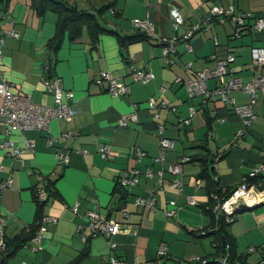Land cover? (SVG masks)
Listing matches in <instances>:
<instances>
[{
    "label": "crops",
    "instance_id": "0c3cea01",
    "mask_svg": "<svg viewBox=\"0 0 264 264\" xmlns=\"http://www.w3.org/2000/svg\"><path fill=\"white\" fill-rule=\"evenodd\" d=\"M62 1L92 13L110 2ZM114 4L119 16L105 13L106 28L123 36L132 35L139 32L132 21L147 19L153 24L155 36L121 50L117 37L110 34L101 35L93 46L85 30L76 41L65 36L53 53L48 43L56 33L58 16L53 12L39 15L30 0H0V32L14 30L19 34L18 39L6 38L0 45V75L5 76L13 92L29 94L35 103L47 106L54 105V97L45 91L42 81L59 80L64 90L73 92L72 102L77 110L72 120L49 124V136L55 139L53 147L47 145L44 131L13 132L9 138L16 146L25 147L26 141L34 144L33 149H25L22 163L0 149V184L12 180L11 186L0 194L4 240L12 239L33 223L34 195L47 185L53 186L55 194L48 196L46 192L42 219H57L46 225L42 250L35 251L29 242L5 264H69L85 249L88 254L78 264H107L111 256L123 258L127 264H157L161 246L165 248L161 264L212 261L217 257L218 236L211 229L206 210L207 181L200 178L201 173L213 169L209 174L224 192L236 188L253 168L264 166V88L255 95V120L238 138L244 126L229 107L217 97L205 102L198 96L190 97L185 86L198 71L214 69L216 60L224 58L229 47L236 51V76L244 83L250 81L254 72L250 51L264 47V30L256 31L254 20H249L245 33L234 38L235 25L230 19L224 23L213 19L209 30L201 28L188 42L190 52L180 41L175 52L164 55L159 41L185 30L174 29L170 16L173 8L187 25H192L201 21L212 6H232L239 13L250 12L264 18V0H116ZM131 67L150 71L154 78L146 83L134 82ZM102 71L110 72L129 87V93L112 96L105 83H93ZM259 72L264 76V67ZM207 84L210 89L217 85L215 81ZM228 97L236 105H245L250 99L241 90L231 91ZM150 98L155 101L153 110L147 104ZM192 108L196 112L189 126L178 127ZM130 114L136 115L137 121L127 127L119 126L121 117ZM159 126L164 128L163 136L174 141L173 149L166 152L161 162L156 161ZM5 129L0 121V143L4 141ZM66 134L69 137L65 138ZM103 144L111 147L108 159L97 152ZM138 148L145 152L140 160L134 155ZM64 152L70 153L66 167L57 160L58 154ZM182 156L190 161L183 165L180 175L174 176L168 169ZM133 169L142 173L137 184L127 190L118 186L116 191L119 177ZM147 169L154 173L152 178L144 175ZM160 171L161 182L157 176ZM260 176L264 177V171ZM175 179L181 182L179 190L168 187ZM189 198H193L194 205L188 203ZM137 199L145 202L137 204ZM147 201H152L153 206ZM173 209L175 213L168 216ZM90 211L121 223L128 231L110 240L91 236L85 225V215ZM81 226L84 229L78 230ZM228 233L245 264H257L264 244V202L237 211ZM109 241L117 248L112 250ZM251 248L255 252L249 253Z\"/></svg>",
    "mask_w": 264,
    "mask_h": 264
},
{
    "label": "built area",
    "instance_id": "2783aa9c",
    "mask_svg": "<svg viewBox=\"0 0 264 264\" xmlns=\"http://www.w3.org/2000/svg\"><path fill=\"white\" fill-rule=\"evenodd\" d=\"M114 2L116 0H109ZM113 13L112 10L110 12ZM170 16L173 19L174 29L179 30L185 27V30L180 33V35H174L171 38L159 39L160 43L163 45L164 55L175 52L177 44L180 41L185 42V48L187 52L192 50L189 45V41L193 38L196 32L201 28L207 30L211 27V21L217 19L218 22L224 23L227 19H230L235 25V32L233 34L234 38H239L245 33L247 26V21L254 20L253 28L256 31L264 30V18L256 17L250 12H237L234 7H229L228 9H223L218 6H212L209 11L203 16L202 20L196 24L187 25L181 14L176 8H173L170 12ZM133 25L139 29L141 32L145 33L149 37H154L153 24L145 19H134L132 21ZM6 38L18 39L19 34L14 30H3L0 32V45ZM252 63H253V77L250 81L244 83L242 80L236 76L235 70L233 68L236 62V51L233 47H229L224 58L216 60L215 68L208 69L204 68L198 71L194 78L188 79L185 86L190 97L198 96L206 100L217 97L223 104L230 108V110L238 116L244 126L243 130H240L237 137L240 138L244 136L245 132L251 126L252 122L256 118L254 106L256 104V92L260 88H264V76L259 72L261 68L264 67V47L262 48H252L250 51ZM2 60V50L0 48V61ZM130 74L134 82L146 83L154 78L152 72L136 70L133 67L130 68ZM180 79H177L179 81ZM209 81H215L216 86L214 88L208 87ZM44 89L46 92H50L54 97V105L47 106L35 103L31 96L26 93H15L11 90V85L6 80L5 76L0 75V121L5 125L6 129L4 132V141L0 143V149L6 150L7 154L15 160L23 162L22 157L25 153V149H33L34 144L26 141L25 147H18L15 145L9 137L15 131H27L35 130L38 132L44 131L48 135L47 145L53 147L55 139L49 136V124L54 120H72L76 114L77 110L73 105L74 94L72 91L64 90L59 83V80L48 81L43 79L42 81ZM93 83L96 85L106 84L107 92L112 96L125 95L129 93V87L122 83L119 79L114 77L110 72H100L93 79ZM234 90H241L248 94L250 99L245 105H236L235 101L228 97V94ZM149 109L153 110L156 108L154 99L150 98L148 101ZM166 102H161L162 106H167ZM196 108L190 110L189 117L186 119H181L178 127H186L190 124V118L195 114ZM136 115H124L118 121V125L121 127H127L129 123L136 122ZM163 126L158 127V132L160 135L159 141V156L156 158L157 162H161L167 151L172 150L174 147V141L163 136ZM70 134L64 135V137H69ZM99 155L103 159H108L111 157V147L109 145L103 144L98 148ZM134 155L136 159L140 160L145 156V152L141 149H135ZM85 154V153H84ZM57 160L59 165L68 166L70 162V153L64 152L58 154ZM190 161L189 157L182 156L179 161L169 167V172L174 176H178L182 173V167L184 164ZM264 171L263 165H258L253 168L248 174V178L243 179V181L233 190L231 196L226 200L219 202L215 195L213 199L216 200V205L214 206V212L223 214L226 217L227 222L232 221V216L236 211L240 209L242 204L244 208L253 207L257 204L264 202V190L260 191L261 183L251 184L249 180L259 177ZM142 173L138 169H133L126 172L124 175L119 177L117 184L122 189H129L135 186L138 182V178ZM144 175L148 178H152L154 173L151 169H147ZM159 182L162 181V171L157 174ZM12 184V180L8 179L4 184H0V194L9 188ZM168 187L173 190H179L181 188V182L179 180H174ZM40 200L46 199V191L40 189L37 192ZM252 199L251 202L249 200ZM145 201L137 199L136 203L141 204ZM150 206H153L152 201H147ZM190 205H194L195 201L193 198L188 199ZM174 204V203H171ZM122 214L127 215L126 210L122 209ZM175 213L174 209L170 210L167 215L172 216ZM86 228L90 230L91 236L97 237L102 236L110 240V238L119 233H125L128 230L124 226L116 221L103 219L98 213L90 211L86 213ZM57 219L53 217H44L41 221L39 230L37 231L34 238L30 241V247L35 251L42 250L43 234L46 231V225L50 223H56ZM5 219L0 215V248L3 250L5 248L4 235ZM84 229L81 226L78 230ZM109 247L114 250L117 245L112 242H108ZM262 258L257 264H264V244L261 246ZM255 252L254 248L249 250V253ZM165 255V248L161 246L157 253V264H161L162 258ZM227 255L222 256L217 259L220 264H226ZM207 260H202L201 264H207ZM107 264H127V261L123 258L116 256H111L107 260Z\"/></svg>",
    "mask_w": 264,
    "mask_h": 264
},
{
    "label": "trees",
    "instance_id": "16d2710c",
    "mask_svg": "<svg viewBox=\"0 0 264 264\" xmlns=\"http://www.w3.org/2000/svg\"><path fill=\"white\" fill-rule=\"evenodd\" d=\"M31 6L35 8L39 15H44L47 12H53L58 16L56 24V33L54 37L48 43V49L55 53L61 46L65 36L68 37L70 41H76L81 38L85 30L87 31L91 44L96 46L101 35L110 34L117 37L121 50L125 49L127 45L139 41H149V36L141 32L139 29L136 34L132 35H120L118 32L112 29L105 27V19L103 16L107 12H111L115 17H118L119 14L115 11L114 2H109V4L104 5L96 13L78 10L74 5L69 4L67 1L62 0H30ZM127 60V57H125ZM213 169H206L200 175V178H203L207 181V189L209 194V203L207 206V213L210 215L211 219V229L218 236V251L216 256L212 261L207 260V264H220L217 262V259L227 255L226 264H245L243 257L237 254L233 242L230 240V234L228 233V228L231 225V222L226 221V217L223 214L214 212V206L216 205V200L213 199V195L216 196L219 202H222L231 196L235 188L227 189L222 192L219 188L217 181H215L212 176L209 174ZM209 174L208 176L205 174ZM207 176V177H206ZM251 184L261 183L259 190H264V177H256L249 180ZM116 184L115 190L118 191ZM53 186H45V191L48 193V196L52 193ZM121 189V188H120ZM124 192V190L122 191ZM122 195L124 194L121 193ZM34 202L36 205L35 219L32 224L29 225L27 230H24L14 236L10 240L5 241V248L0 253V260L2 258L7 259L14 257L20 250H22L35 236L37 230L40 227V222L42 220V206L46 203L44 200H40L38 194L34 195ZM233 217V216H232ZM223 242L227 245L226 248H223ZM88 254V250H83L71 263L69 264H78L83 260ZM5 264V263H4Z\"/></svg>",
    "mask_w": 264,
    "mask_h": 264
},
{
    "label": "water",
    "instance_id": "95a60500",
    "mask_svg": "<svg viewBox=\"0 0 264 264\" xmlns=\"http://www.w3.org/2000/svg\"><path fill=\"white\" fill-rule=\"evenodd\" d=\"M262 203H263V202H262ZM245 209H246V208H244L243 205L241 204L239 210H245ZM239 210H238V211H239ZM236 212H237V211H236ZM236 212H235V213H236ZM222 243H223V248H226L227 245L223 242V240H222ZM4 263H5V259L2 258V259L0 260V264H4Z\"/></svg>",
    "mask_w": 264,
    "mask_h": 264
},
{
    "label": "bare ground",
    "instance_id": "6f19581e",
    "mask_svg": "<svg viewBox=\"0 0 264 264\" xmlns=\"http://www.w3.org/2000/svg\"><path fill=\"white\" fill-rule=\"evenodd\" d=\"M251 201H252V199L249 200V202H251Z\"/></svg>",
    "mask_w": 264,
    "mask_h": 264
}]
</instances>
